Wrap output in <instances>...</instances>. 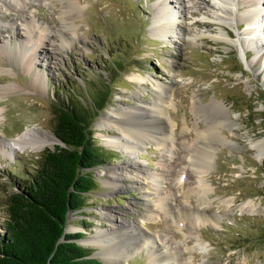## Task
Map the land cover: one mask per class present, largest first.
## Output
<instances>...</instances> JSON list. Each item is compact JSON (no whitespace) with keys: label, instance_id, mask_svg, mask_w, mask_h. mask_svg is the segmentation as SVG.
Wrapping results in <instances>:
<instances>
[{"label":"rangeland","instance_id":"rangeland-1","mask_svg":"<svg viewBox=\"0 0 264 264\" xmlns=\"http://www.w3.org/2000/svg\"><path fill=\"white\" fill-rule=\"evenodd\" d=\"M27 1L32 18L28 34L19 11L0 6V231L9 194L45 149H12L7 141L27 128L34 134L48 131L53 139L57 99L78 96L89 106L103 90V106L91 127L103 147L96 150L109 159L90 168L96 182L85 193V204L68 212L65 230L81 231L77 242L102 264L109 263L99 255L100 245L85 242L114 222L116 243L129 253L127 264L151 262L146 245L132 248L140 242L139 232L153 238L160 252L175 250L187 264H264V211L238 206L254 200L264 208L263 158L257 160L248 148L249 138L264 136V58L257 47L264 46V0L237 7L241 14L258 13L251 23L228 14L223 19L208 15L216 0H185V7L180 0H81L74 20H62L66 0ZM169 21L175 32L157 29ZM183 22L197 31L195 38L179 31ZM65 29L69 35L62 39L60 30ZM25 44L44 50H36L32 66L25 62ZM157 82L169 87L165 111L149 115L139 108L133 115L142 116V125L152 133L169 135L167 150L143 137L145 143L131 157L123 145L109 143L115 138L123 144L126 138L103 116L154 103ZM215 98L229 114L210 104ZM227 114L236 133L223 125ZM169 117L171 126L165 128ZM206 126L213 129L207 139L214 147L206 140ZM223 134L242 146L229 147ZM147 196L158 206L149 218ZM229 199L233 202L227 207ZM161 201L171 213L161 208Z\"/></svg>","mask_w":264,"mask_h":264},{"label":"trees","instance_id":"trees-1","mask_svg":"<svg viewBox=\"0 0 264 264\" xmlns=\"http://www.w3.org/2000/svg\"><path fill=\"white\" fill-rule=\"evenodd\" d=\"M105 94L97 92L89 106L78 96L56 100L53 133L60 143L45 147L9 194L0 264H102L77 242L81 231H66L65 224L68 212L85 204L84 195L96 182L90 168L109 159L96 150L102 146L91 127Z\"/></svg>","mask_w":264,"mask_h":264},{"label":"bare ground","instance_id":"bare-ground-1","mask_svg":"<svg viewBox=\"0 0 264 264\" xmlns=\"http://www.w3.org/2000/svg\"><path fill=\"white\" fill-rule=\"evenodd\" d=\"M80 1L81 0H66L65 1L66 4L63 6L62 13H60L61 17L63 18L62 20H74V18H76L74 13L78 12L81 5H82V3H80ZM191 1H194V0H191ZM229 2L231 4H229ZM247 3H248L247 0H216V2L211 3V8L207 9V14L208 15L212 14V16H214V18H218V19H223L228 14L233 19L243 20L247 23H251V22H254L256 20L258 13H255V11H251L249 13L241 14L237 11V7L243 6V4L246 5ZM258 3L260 4V2H258ZM28 4L29 3L27 0L26 1L25 0H1V5H0L5 10L6 9H13V10L19 11L20 14H19L18 19L22 20L25 32L27 34L30 30V26H29V24L31 23L30 19H32L31 16L28 14L27 9H26ZM180 4L185 7V0H180ZM195 13H192V14H195ZM241 22L242 21H239L238 24ZM168 27H171V29H168ZM222 27L225 29L227 35L231 34V31H229L227 29V27H225V26H222ZM6 29L8 30L9 26ZM157 29L159 31H162V32H168V31L175 32V30L172 28V22H170V21L163 23L162 26H158ZM193 29L194 28L191 27L187 22H183L179 31L184 33L185 35H187L189 38H195V36L198 33L196 30H193ZM67 34L69 35V33L66 29L64 31L60 30V37L62 39L67 38ZM22 46L23 45H20L18 47L19 50L17 49L19 55H22L24 53V51H23L24 47H22ZM25 47L29 51V55H25L26 56L25 62L32 66L35 63V61L33 60V56H34V54L37 53L36 50H38V52H40V53L44 50L42 48H40L41 46L37 47L36 45H34L32 47L29 45V47H28L25 44ZM257 47L259 49L261 57L264 58V46L257 45ZM136 77L139 79V81L144 80V78H142V77H139V76H136ZM9 87H10V85H9ZM5 89H7V88H5ZM156 89H157L156 90V94H157L156 99L157 100L154 101V103H151V104L144 103V105L142 107L130 106L129 107L130 110L125 111V112H121L122 110L120 108L114 109L112 112H109L103 116L105 121H110V122L116 123L117 127L120 129V131L123 133V136L126 138V140L123 142V144H121L119 141L115 140V138L109 140V143L110 144L123 145L124 151L129 152L131 157L134 154L138 153L139 150L142 148L141 145L143 143H145L143 137H151L156 145H158L162 149H163V147H166L164 150L165 151L167 150L169 135L165 134V133H163V135H160L159 130H156L154 133H152L148 128H146V126L142 125V121L144 120V118L142 116L138 117V116L133 115L134 114L133 110H137L139 108L147 111L146 113L149 115H151V114L162 115V113L165 111V109H164L165 106L163 103L166 101V94L169 90V87L167 85H164L162 83L157 82L156 83ZM210 104L215 105L216 109L219 110L218 113L223 112V113L229 114L228 107L224 104L223 101L215 98L210 102ZM117 113L125 116V119L120 122V119L116 118V116H115V114H117ZM228 114H227V120L225 119L226 122L223 125L228 126V124H229L228 129L230 131H232L233 133H236L232 127L233 123L231 121V116ZM219 117H220V115H219ZM168 120L171 121V118L169 117V119H165V121L163 120L165 128L168 127L167 124H169V126H171V123H169ZM220 124H221V122H220ZM220 124H218V125H220ZM165 128L163 127L162 130H165ZM218 128H219V126H218ZM218 128H217V130H218ZM212 130L209 126H206V140L207 141H209L207 138H209L208 135H210V132ZM35 131L36 130H34L32 128H27V130H25L23 132V134L20 135L19 137L8 140L7 146L11 147L12 149H17L20 147L25 149V148L30 146L34 150H40V149L45 148L47 145H52L53 142L56 141V139H58L56 136L53 135V133H52V136H54V138L53 139L48 138L47 137V135H49L48 131L44 132V131L40 130L34 134ZM219 132L222 133L221 130H219ZM199 133L203 134L201 131ZM223 138H224V143L226 145H229V147H231V148L242 146L239 142H237V140L233 139L232 137H230L227 134H223ZM248 144L250 146L248 148H251L254 150V153H253L254 157L260 161L264 156V136L261 138H252L251 137V138H249ZM210 146H212L211 142H210ZM212 147H214V146H212ZM156 177H155V175H153V177H151V178L156 180L157 179ZM200 186L204 189L205 192L208 191V189H209L207 184L201 183ZM147 197H148V199L145 202V206H146V213H148L146 215L149 218L152 215V213H151L152 210L158 206H156V204L150 200L149 196H147ZM150 201H151V203H150ZM225 202L227 204V207H229L230 204H232L233 200L229 199V200H225ZM160 204H161V208L165 212H168V213L172 212V209H170L169 206H166L162 201ZM238 206H239L240 210H246L248 212H255V211H260V210L264 211V208L261 209L260 206H258L254 200H248L247 202H245L241 205H238ZM201 212L203 213L204 210H201ZM173 215H174V217H176L177 214H173ZM143 216H144V214H143ZM113 220L118 221V218H113ZM116 225H118V223L114 222V223H112V228L110 230L100 229L99 234L96 237L93 236L92 238L88 239L87 242H85V243H96V244L100 245V250L98 251V253L102 257V259L106 260V262H108L109 264H114V263L115 264H127L126 261H127V257H128L129 253H127L128 250H126V248H123L122 246H120L119 243H116V239H118V237H119L117 235L118 230L113 229L114 228L113 226H116ZM130 227L135 228L134 225H130ZM136 238H138L137 240H139V238H140V242L138 244H136L135 247L133 246L132 248L137 249L143 245H146L148 247V249L152 251V253H150V258H151L150 264H175V263L187 264V262L182 261L178 257V253L175 250L169 249L165 252L163 251L164 254L162 252H160L157 245L155 244L156 243L155 240L151 237L146 236V234L141 235V233L139 232L137 234ZM131 251H132V249H131ZM126 253H127V255H126ZM180 260L182 262H180ZM191 263L195 264L194 262H191ZM200 264H204V262H202Z\"/></svg>","mask_w":264,"mask_h":264},{"label":"water","instance_id":"water-1","mask_svg":"<svg viewBox=\"0 0 264 264\" xmlns=\"http://www.w3.org/2000/svg\"><path fill=\"white\" fill-rule=\"evenodd\" d=\"M58 140H59V139H58ZM58 142L60 143V141H58ZM58 142H57V143H58Z\"/></svg>","mask_w":264,"mask_h":264}]
</instances>
